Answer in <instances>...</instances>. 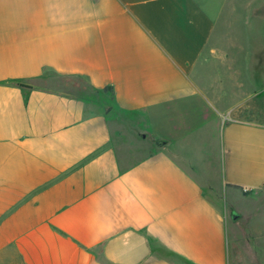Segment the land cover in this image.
<instances>
[{
    "label": "crops",
    "instance_id": "0c3cea01",
    "mask_svg": "<svg viewBox=\"0 0 264 264\" xmlns=\"http://www.w3.org/2000/svg\"><path fill=\"white\" fill-rule=\"evenodd\" d=\"M0 264H264V0H0Z\"/></svg>",
    "mask_w": 264,
    "mask_h": 264
},
{
    "label": "rangeland",
    "instance_id": "374dc122",
    "mask_svg": "<svg viewBox=\"0 0 264 264\" xmlns=\"http://www.w3.org/2000/svg\"><path fill=\"white\" fill-rule=\"evenodd\" d=\"M223 29H224V27H223ZM230 30H231V29H230ZM223 32H224V31H223ZM225 32H226V31H225ZM68 81H69V80H68ZM69 82H70V83H69L68 86H64L67 92H71V93H74V94H80V95H82V96L89 95V94L92 95L91 91H89V90L86 88V86L84 85V83H83L81 80H79V79H70ZM103 99H104V101H105V104H106L107 106H109V107L107 108V112H108L110 115H114L116 111H115V109L112 107V105H111L110 100L108 99V97H105V98H103ZM156 249H157L156 252H159L160 254H162V255H164V256L168 255L165 251H160V249L157 248V247H156ZM158 250H159V251H158ZM169 258H171V257H169Z\"/></svg>",
    "mask_w": 264,
    "mask_h": 264
},
{
    "label": "water",
    "instance_id": "95a60500",
    "mask_svg": "<svg viewBox=\"0 0 264 264\" xmlns=\"http://www.w3.org/2000/svg\"><path fill=\"white\" fill-rule=\"evenodd\" d=\"M163 144V141H158V142H156V145L157 146H161Z\"/></svg>",
    "mask_w": 264,
    "mask_h": 264
},
{
    "label": "trees",
    "instance_id": "16d2710c",
    "mask_svg": "<svg viewBox=\"0 0 264 264\" xmlns=\"http://www.w3.org/2000/svg\"><path fill=\"white\" fill-rule=\"evenodd\" d=\"M153 249H155V247H153Z\"/></svg>",
    "mask_w": 264,
    "mask_h": 264
}]
</instances>
